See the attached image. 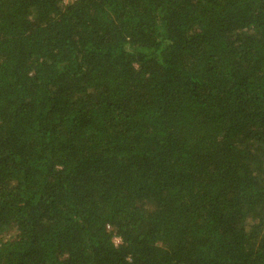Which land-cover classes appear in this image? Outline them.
Here are the masks:
<instances>
[{"label": "trees", "instance_id": "obj_1", "mask_svg": "<svg viewBox=\"0 0 264 264\" xmlns=\"http://www.w3.org/2000/svg\"><path fill=\"white\" fill-rule=\"evenodd\" d=\"M0 264H264V0H0Z\"/></svg>", "mask_w": 264, "mask_h": 264}, {"label": "built area", "instance_id": "obj_2", "mask_svg": "<svg viewBox=\"0 0 264 264\" xmlns=\"http://www.w3.org/2000/svg\"><path fill=\"white\" fill-rule=\"evenodd\" d=\"M116 242H118V239H116Z\"/></svg>", "mask_w": 264, "mask_h": 264}]
</instances>
